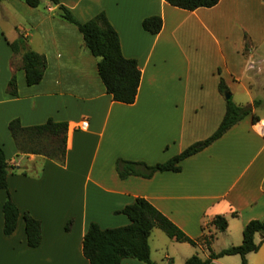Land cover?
I'll return each instance as SVG.
<instances>
[{"label":"crops","instance_id":"0c3cea01","mask_svg":"<svg viewBox=\"0 0 264 264\" xmlns=\"http://www.w3.org/2000/svg\"><path fill=\"white\" fill-rule=\"evenodd\" d=\"M5 2L12 5H3V17L22 14L28 28L13 22L19 33L12 37L0 30V146L10 165L11 199L21 213L28 211L41 222L42 241L37 248L27 245L22 216L17 230L5 236L0 208V264H90L83 252L90 223L103 229L128 225L129 219L116 212L137 197L148 200L192 239L213 236L211 249L216 253L240 245L250 221L264 220V135L257 124L264 117L254 110L257 122L245 117L183 161L179 173L123 180L116 170L119 159L153 166L210 137L226 112L220 79L229 91L230 83L248 93L260 84L263 88L264 0H220L213 8L195 11L165 0H60L79 22L106 13L120 36L123 55L137 60L142 73L136 101L130 105L107 94L98 59L77 27L56 16L50 0L32 9L20 0ZM151 16L163 20L157 35L142 28ZM20 34L47 59L43 80L34 86L26 83L22 56L8 45ZM212 55L218 57L215 63ZM13 76L17 97L7 91ZM15 119L24 127L49 120L67 123L63 163L19 153L9 131ZM83 121L89 123L86 129L74 128ZM6 198L0 191L1 205ZM218 215L228 220L224 232L211 224ZM220 236L229 239L228 246L216 250ZM261 239L256 234L255 242ZM197 246L207 259V246ZM247 260L264 264V243ZM122 264L144 263L127 259ZM210 264H241V257L225 256Z\"/></svg>","mask_w":264,"mask_h":264},{"label":"trees","instance_id":"16d2710c","mask_svg":"<svg viewBox=\"0 0 264 264\" xmlns=\"http://www.w3.org/2000/svg\"><path fill=\"white\" fill-rule=\"evenodd\" d=\"M5 1L9 0H0V3ZM20 1L31 8H38L42 3V0ZM50 1L57 7L56 16L77 27L83 36L84 45L98 59L99 77L107 94L111 95L115 102L133 104L137 98L142 73L137 60L128 59L123 55L120 36L109 22L106 13L102 11L86 22H79L72 12L61 4L60 0ZM165 2L182 10L195 11L200 8H213L220 0H165ZM162 27L163 20L160 16H151L142 22L143 30L151 35L159 34ZM8 45L15 55L22 56V69L25 72L27 85L39 84L43 80L47 68L45 55L33 51L27 37L23 34H20L14 41H8ZM218 88L223 96L229 91L223 79H220ZM7 91L11 96H18L15 76L11 78ZM252 113L251 108L238 105L231 97L226 100V112L220 126L210 137L189 146L168 161L153 166L119 159L116 162L117 173L123 180L131 176L149 179L156 173H179L182 170L181 163L183 161L217 142L231 128ZM252 118L254 123L259 120L253 114ZM9 131L19 153L44 155L49 159L63 163L66 155L67 123H55L49 120L43 125L24 127L19 119H15L10 122ZM9 170L10 165L5 151L0 146V191H5L7 195L5 202L2 205L0 203L4 216V235L11 236L17 230L19 218L22 216L25 222L27 245L30 248H37L42 241L41 222L28 211L21 213L12 201L8 186ZM116 214L126 216L130 223L126 226L106 229L101 228L95 222L90 223L83 241V252L90 264H122L127 259L144 264H156L151 259L149 243L154 228L163 230L171 239L179 243L197 246L203 242L207 246L210 251L207 259L194 255L188 258L185 264H210L213 260L225 256H240L241 264H248L247 256L250 253L258 252L264 243V220L250 221L244 228L243 240L240 245L230 246L216 253L211 249L213 236L192 239L145 198L137 197ZM211 224L219 232H224L228 228L227 218L220 215L216 216ZM256 234L262 236L259 243L255 242Z\"/></svg>","mask_w":264,"mask_h":264},{"label":"rangeland","instance_id":"374dc122","mask_svg":"<svg viewBox=\"0 0 264 264\" xmlns=\"http://www.w3.org/2000/svg\"><path fill=\"white\" fill-rule=\"evenodd\" d=\"M46 1V0H45ZM21 2V1H20ZM42 3L41 5H45ZM24 4V3H23ZM0 9L3 5H12L9 2H4V4H0ZM24 6L28 9V6L24 4ZM4 13V10H2ZM0 10V30L4 31L8 34V37H12L13 34H17V30L13 27V22H19L24 30H26L28 25L24 23V18L22 14L12 13V15L5 19ZM34 47L36 48L35 44ZM218 60V57L212 55L210 61L215 63ZM259 82V81H254ZM262 85V84H260ZM255 86V88H251L250 93L246 92L244 88L238 87L235 84L230 83V91L228 94H233L232 98L235 103L242 104L246 108H251L261 117H264V86L263 88H259V86ZM233 92V93H232ZM225 96V95H224ZM253 114V113H252ZM249 115L247 117L250 118ZM209 237V236H207ZM229 239L226 236H220L217 243H215L214 248L219 250V248L228 246L227 243ZM204 246L205 244L201 242ZM194 255H199L202 259L205 258L208 254H206L203 249L199 246H192L190 244H177L170 240L168 236L161 230H155L151 237V258L157 264H185L186 258H190ZM167 256H171L174 259V262H170Z\"/></svg>","mask_w":264,"mask_h":264},{"label":"built area","instance_id":"2783aa9c","mask_svg":"<svg viewBox=\"0 0 264 264\" xmlns=\"http://www.w3.org/2000/svg\"><path fill=\"white\" fill-rule=\"evenodd\" d=\"M257 124L260 127V129L264 135V119L260 120ZM88 126H89V123L87 121H83L79 125L75 126L74 128L78 127L80 129H86Z\"/></svg>","mask_w":264,"mask_h":264},{"label":"water","instance_id":"95a60500","mask_svg":"<svg viewBox=\"0 0 264 264\" xmlns=\"http://www.w3.org/2000/svg\"><path fill=\"white\" fill-rule=\"evenodd\" d=\"M231 97H232L231 94L225 93V99H226V100H229Z\"/></svg>","mask_w":264,"mask_h":264}]
</instances>
